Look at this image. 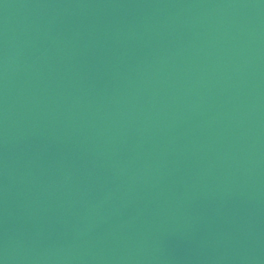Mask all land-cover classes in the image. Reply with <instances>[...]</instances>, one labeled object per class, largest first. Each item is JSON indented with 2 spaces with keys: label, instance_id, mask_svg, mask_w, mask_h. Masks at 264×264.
Segmentation results:
<instances>
[{
  "label": "water",
  "instance_id": "water-1",
  "mask_svg": "<svg viewBox=\"0 0 264 264\" xmlns=\"http://www.w3.org/2000/svg\"><path fill=\"white\" fill-rule=\"evenodd\" d=\"M0 264H264V0H0Z\"/></svg>",
  "mask_w": 264,
  "mask_h": 264
}]
</instances>
